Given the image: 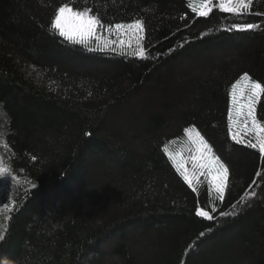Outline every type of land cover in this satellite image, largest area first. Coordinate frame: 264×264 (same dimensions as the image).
I'll use <instances>...</instances> for the list:
<instances>
[{
	"label": "trees",
	"instance_id": "obj_1",
	"mask_svg": "<svg viewBox=\"0 0 264 264\" xmlns=\"http://www.w3.org/2000/svg\"><path fill=\"white\" fill-rule=\"evenodd\" d=\"M64 4L100 30L144 21L145 56L54 34ZM202 4L0 0V264H264V154L229 121L232 85L264 81V0L243 15ZM189 127L229 168L223 200L169 158Z\"/></svg>",
	"mask_w": 264,
	"mask_h": 264
},
{
	"label": "snow or ice",
	"instance_id": "obj_2",
	"mask_svg": "<svg viewBox=\"0 0 264 264\" xmlns=\"http://www.w3.org/2000/svg\"><path fill=\"white\" fill-rule=\"evenodd\" d=\"M252 0H219V10L224 13L243 15L246 11L251 10ZM213 0H203V4L199 10L193 9L194 12L200 17H207L213 11ZM92 9L84 8L83 10H74L73 7L64 4L59 6L55 11L54 18L50 22V29L54 34L64 40L73 43L88 46L91 42L95 41L97 44L100 42L99 29L103 28L101 19L96 15L90 14ZM115 28L120 35L131 34L133 37H138L143 39L140 35L145 31V22L136 19L130 24H115L109 25L106 31H110ZM257 27L251 23H234L230 29L226 31L236 30V31H248ZM122 49L125 41L119 39ZM113 45L117 41L112 42ZM130 46V41H129ZM138 50L134 52L135 55L144 57L145 49L139 44L137 45ZM90 50H103L100 49H90ZM241 81L244 83L242 84ZM239 86V94H237V89ZM232 99V109L229 114V121L231 122L235 114L236 127L235 129L230 128L232 140L238 144L245 143L247 147L258 149L259 153L264 154V123H260L255 115L256 103L261 96H264V81H258L254 79L249 73L245 72L242 74L240 80H237L235 84L232 85V91L230 92ZM243 118V119H241ZM184 134L190 139L195 136L196 143V155H192L185 160L183 156L180 157V161L176 160V155L169 153V158L173 160V163L180 171L184 181L193 187L195 182L199 179L200 175H207L209 177L210 186L215 189L220 200L224 199V192L226 188V182L229 178V168L225 165L222 160L216 156L214 153L211 156H206V153H212V146L210 143L197 131L195 128H185ZM254 137L251 139L249 137ZM167 151V149H165ZM192 163V171L189 173L186 164ZM3 172V169H0ZM199 174V175H197ZM264 177V173H257ZM193 191L195 188L193 187ZM235 208V206H234ZM215 212V209L212 210ZM196 215L199 217L207 218L209 220L213 219V216L209 211H205L202 208L196 209ZM221 216L227 214L221 212ZM232 215H235L233 212ZM201 235H204L201 233ZM4 236L0 233V240H3Z\"/></svg>",
	"mask_w": 264,
	"mask_h": 264
},
{
	"label": "rangeland",
	"instance_id": "obj_3",
	"mask_svg": "<svg viewBox=\"0 0 264 264\" xmlns=\"http://www.w3.org/2000/svg\"><path fill=\"white\" fill-rule=\"evenodd\" d=\"M123 24L127 25V24H130V23H123ZM98 34L101 37L99 44H97L95 41L91 42L95 48H99L100 49L101 47H103V49H106V50L121 51V52L123 51V52H131V53H134L135 51L138 50V48H137V45L138 44L141 47H143V45H142V39H139L138 37H133L131 34H128V35H120V33L114 27L110 31L100 30L99 29V33ZM140 35L143 37L144 36V32L141 33ZM119 39H122V40L125 41V44L123 46V49H122L120 43L118 42ZM113 41H117V43L115 45H113V43H112ZM129 41H130V46H129ZM241 83L243 84L244 82L241 81ZM237 94H239V86H238V89H237ZM256 105H257V103H256ZM231 109H232V99H231ZM255 115H256V111H255ZM233 117H234V119L231 121V129L234 130L235 127H236V120H235V114L234 113H233ZM256 118H257V115H256ZM241 119H243V118H241ZM257 120H258V118H257ZM260 123H262V122H260ZM249 138L254 139V137H251V136ZM195 139H196L195 136H193L191 139L188 137V139L186 140V144L183 147L184 148V151L182 153H179V155H176V160L178 162L180 161V157L181 156H183V158L185 160H188V158L190 156L197 154L196 151H195V149H196V143L193 142ZM213 153L214 152H213V149H212V153H206L205 155L206 156H211ZM185 167L187 168V170L189 171V173H191V171H192V163H191L190 160L186 164ZM0 169H3V167H0ZM3 172H4V169H3ZM197 175H199V174H197ZM202 176L203 175H200L199 178L202 177ZM205 176H207V175H205ZM226 185H227V182H226ZM1 189H3V187H1Z\"/></svg>",
	"mask_w": 264,
	"mask_h": 264
}]
</instances>
